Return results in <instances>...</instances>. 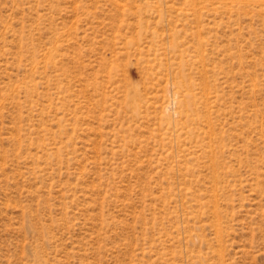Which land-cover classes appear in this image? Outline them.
Returning <instances> with one entry per match:
<instances>
[{
    "label": "rangeland",
    "instance_id": "374dc122",
    "mask_svg": "<svg viewBox=\"0 0 264 264\" xmlns=\"http://www.w3.org/2000/svg\"><path fill=\"white\" fill-rule=\"evenodd\" d=\"M0 264H264V0H0Z\"/></svg>",
    "mask_w": 264,
    "mask_h": 264
}]
</instances>
